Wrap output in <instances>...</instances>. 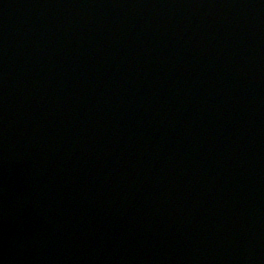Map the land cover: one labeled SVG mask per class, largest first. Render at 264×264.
Returning a JSON list of instances; mask_svg holds the SVG:
<instances>
[{"label": "water", "instance_id": "95a60500", "mask_svg": "<svg viewBox=\"0 0 264 264\" xmlns=\"http://www.w3.org/2000/svg\"><path fill=\"white\" fill-rule=\"evenodd\" d=\"M0 264H264V0H0Z\"/></svg>", "mask_w": 264, "mask_h": 264}]
</instances>
